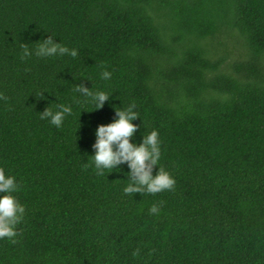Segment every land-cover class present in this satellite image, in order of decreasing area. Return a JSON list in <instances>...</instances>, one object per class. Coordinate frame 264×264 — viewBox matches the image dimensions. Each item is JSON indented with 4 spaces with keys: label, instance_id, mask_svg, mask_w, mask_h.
Returning <instances> with one entry per match:
<instances>
[{
    "label": "trees",
    "instance_id": "obj_1",
    "mask_svg": "<svg viewBox=\"0 0 264 264\" xmlns=\"http://www.w3.org/2000/svg\"><path fill=\"white\" fill-rule=\"evenodd\" d=\"M47 35L77 56L21 59ZM129 103L172 190L125 194L126 163L92 165ZM59 104L60 127L40 118ZM0 168L25 206L0 264H264V0H0Z\"/></svg>",
    "mask_w": 264,
    "mask_h": 264
},
{
    "label": "clouds",
    "instance_id": "obj_2",
    "mask_svg": "<svg viewBox=\"0 0 264 264\" xmlns=\"http://www.w3.org/2000/svg\"><path fill=\"white\" fill-rule=\"evenodd\" d=\"M55 35H47L37 38L34 48H29L25 42L20 43L22 49L21 59L35 55L38 57H55L67 54L76 57L78 50L69 48L60 40L53 39ZM102 80H109L112 73L108 69H102L99 73ZM75 91L83 98H90L91 107L99 108L110 96V92L103 88L95 91L83 83L75 85ZM42 94H40L41 96ZM84 109L83 107L80 108ZM79 110V112H80ZM72 112L70 104H59L56 110L44 107L40 111V118H47L49 123L60 127L67 114ZM139 116L135 111V104L129 103L120 108L115 107L113 119L106 123H98L94 128V141L91 144L93 149L91 157L92 165L97 174L106 173L105 170H117L122 163L127 164V183L122 191L125 194L158 193L164 190H172L175 186V178L163 167H158L161 157L160 138L158 130L152 128L146 134L142 133L137 143L134 137V130L139 125L133 123V119ZM153 166L157 170L153 173ZM107 171V172H108ZM18 189L16 178L0 168V239H9L15 242L18 235L17 225L23 220L25 206L13 195ZM163 202L152 203L148 211L156 214L160 211L159 205Z\"/></svg>",
    "mask_w": 264,
    "mask_h": 264
}]
</instances>
